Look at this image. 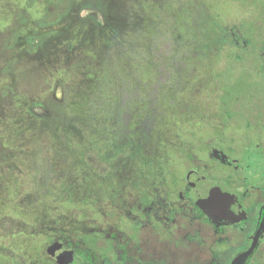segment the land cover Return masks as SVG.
Instances as JSON below:
<instances>
[{"label": "flooded vegetation", "instance_id": "af4514ba", "mask_svg": "<svg viewBox=\"0 0 264 264\" xmlns=\"http://www.w3.org/2000/svg\"><path fill=\"white\" fill-rule=\"evenodd\" d=\"M85 6L100 11L94 5ZM82 7L78 11L80 17H83L80 15ZM102 15L105 23V15ZM222 30L226 33L220 35ZM234 30L237 31V27L213 29V37L206 40L202 34V49L198 53L203 52L206 57L211 54L212 58L218 57L217 60L225 56L223 61L242 53L248 57L249 42L237 38ZM261 39L264 40V31ZM225 46L227 50L223 55ZM261 61L264 64L263 49ZM167 76L171 82L173 75ZM221 88L207 86L202 90L196 111L191 109L183 115L187 118L183 124L189 127V132L190 122L197 119L198 123L202 120L208 124L212 132L222 133L212 136L205 127L204 136L181 144L180 148L185 149L182 167L171 165L168 155H152V142H160L162 138L153 126L154 117L157 120L160 117L157 96L150 97L148 102L149 108H153L151 124L146 127L123 124L119 132L111 136L101 137L95 130H112L126 104L119 107L114 117L100 119L103 122L96 127L90 124L92 113L88 106L84 113L85 131L92 132L87 137L81 136L86 143L80 155H75L78 158H70L67 169L57 171L55 177L66 180L60 182L63 192L60 193L58 187L52 199L53 208L46 207L54 213L43 218L45 198H38L41 188L35 198L40 204L36 211L42 210L37 235L32 236L40 238L38 252L33 255L23 248L26 255L35 259L31 264H264V113L260 117L263 124L257 126V132L254 129L253 137L246 133L235 135L232 128L227 133L224 127L231 121L228 118L232 112H225L224 103L219 106L224 99ZM103 91H108V87H103ZM203 91L213 97L206 100ZM262 93L264 99V91ZM194 102L193 98L191 103ZM255 103L260 104L258 99L252 102ZM134 104L138 108V100ZM3 105L0 101V111ZM154 108L158 109L157 113ZM26 114L24 121L38 123V118H32L29 110ZM244 116L248 128L249 120L253 119L246 113ZM189 136L195 137L193 130ZM102 140H105L104 146L112 144L106 149L128 154L116 158L115 168L104 171L93 170L85 161L82 165L81 158L93 152L90 150L92 142L99 145L97 153H103ZM67 171L72 177H67ZM44 195L49 196V193L44 192ZM13 204L19 211L28 212L14 201ZM5 221V217L0 218V232L4 231L1 228Z\"/></svg>", "mask_w": 264, "mask_h": 264}, {"label": "rangeland", "instance_id": "374dc122", "mask_svg": "<svg viewBox=\"0 0 264 264\" xmlns=\"http://www.w3.org/2000/svg\"><path fill=\"white\" fill-rule=\"evenodd\" d=\"M93 1L95 0H85L86 4H83L80 15L91 16L102 25L104 23L102 13L85 6ZM28 6H32L33 11L41 7L39 2L35 4V0H0V12L14 10V18L19 12L27 15L25 9ZM131 10L136 17L138 36H134L133 41L131 37L125 40L127 42L124 43L123 53L127 54L129 51L131 55L137 56L127 57V62L123 64L122 61L118 66V59L109 60L110 67L115 66V70L119 69L118 74L113 71L114 76L110 73L112 68L102 67L101 65L104 64L99 60H93L94 64L92 61L89 62L91 67L99 65L92 69V72L98 78L107 80V84L114 85L116 79L115 89L112 90L116 91L117 98L126 104L120 111L121 117L115 122L116 126H113L112 130L101 131L99 128L95 133H99L101 137L111 136L119 132L123 124L130 127L148 126L151 124L149 118L153 109L149 108L148 102L150 97L157 96L160 111L158 112L157 108H154V111L158 112L160 117L158 120L154 117L153 126L157 133L160 132L162 138L157 143L155 140L151 141L152 155H168L171 165L182 167L185 165L184 158H181L185 149L180 148L181 144L190 143L192 140L195 142L205 135L206 129L212 133V136L222 133L218 130L212 132L208 124L202 120L198 123L197 119L190 122L192 127L189 132V127L183 124L187 119L183 115L188 114L191 109L196 111L202 98L200 97L202 90L207 86H212L214 89L222 86L224 99L219 106L224 103L227 107L225 112L228 110L232 112L231 118H228L231 121L227 122L224 130L228 133L232 128L236 132L235 135L246 133L248 136L252 134L253 137L256 134L254 129L257 132V126L263 124L262 120H264V118L260 119L264 113L261 109L264 107L262 93L264 64L260 62L262 49L264 52V40L261 39L264 31V21H262L264 0H132ZM48 11L52 15L51 20L55 19L54 7H49ZM12 19V14L9 19L7 14L0 15V28L2 27L4 31L9 26L15 25L16 20ZM223 26L237 27V31L234 30L237 38L249 42L248 57L242 53L241 56L232 57L230 60L225 58L223 61L225 56L217 60L218 57L212 58L211 54L206 57L203 52L198 53L202 49L200 48L202 34L211 32V28L213 32V29ZM224 33L225 30H222L220 35ZM9 38L11 31L0 38V43L3 44L4 41L10 40ZM226 50L227 46L223 48V55L226 54ZM0 52L4 53V47ZM83 68L78 67L73 71L76 77L74 89L64 93L60 83H56L52 91L48 88L44 89L40 93L45 99L43 106L33 105L29 109L18 100V96L3 100L5 103L0 111V218L5 217L7 221L3 222L4 226L1 230L4 231L0 232V249H5L3 252L0 250V264L35 262L32 256L23 252L25 250L26 253L33 255L38 252L37 243L40 238L32 236L37 235L38 224L42 221V210L36 211V206L40 204L35 198L38 197L41 188L43 195L40 194L38 198L39 200L45 198L44 208L42 207L43 218L54 213L48 208H53L52 199L61 185L60 182L66 180H58L55 177L57 171L66 170L71 159L74 160L80 155L83 146L77 141L79 136L87 137L90 135L89 132H92L77 128L75 124L70 126L74 123L73 119L77 124L83 125L86 122L81 111L83 108L88 110L89 101L86 104L83 100L78 103L79 94L90 87L89 84L94 78H86L85 72L82 71L85 67ZM170 73L173 75L171 82L167 76ZM4 81L6 82L5 78L0 79V82ZM71 83L73 84L72 77ZM87 93L88 100L92 93ZM203 95L206 100L213 97V94L204 91ZM193 98L195 102L191 103ZM257 99L260 104L253 105L252 102ZM136 100L139 102L138 108L134 104ZM203 107H205L204 103ZM100 108L97 111L99 119L112 117L117 111H109L105 105ZM28 110L32 118L53 115L54 121L44 124L43 127L40 121L36 125L29 126L30 121L21 120L26 117ZM234 113L235 117H233ZM244 113L253 119V121L248 119L251 123L248 128ZM101 122L103 121H97L96 124ZM192 130L194 138L189 136ZM101 143L102 155L97 153L99 145L96 146V143L92 142L90 150L93 152H88L81 158L82 165L85 161V165L92 167L93 170L99 168L104 171L114 167L116 158L128 154L127 151L117 153L111 151L113 148L106 149L112 147V144L104 146L105 140ZM158 144L159 146H156ZM66 175L72 177L68 171ZM55 181L59 183L56 185ZM43 182H46V185L41 186ZM59 191L63 192L60 187ZM44 192L49 193V196H45ZM12 200L22 209L27 208L28 212L16 209ZM20 213L23 215H18ZM10 229L12 231H8Z\"/></svg>", "mask_w": 264, "mask_h": 264}, {"label": "trees", "instance_id": "16d2710c", "mask_svg": "<svg viewBox=\"0 0 264 264\" xmlns=\"http://www.w3.org/2000/svg\"><path fill=\"white\" fill-rule=\"evenodd\" d=\"M131 1L95 0L89 2L105 15L106 22L103 25L93 17L79 16L78 11L83 4H86L85 0H58L56 2L35 0V4L40 3V9L33 11L32 6H28L25 9L27 15L19 12L15 18L14 10L0 12L1 16L7 14L8 19L12 14V20H16L15 23L18 24V26L16 24L9 26L4 31L2 27L0 28V38L11 31V38H9L11 41L6 40L7 42L0 43V51L4 47V53L0 52V79L6 77V82H0V101L5 103L3 100L6 98L18 96V100L23 102L27 108L33 104H44L45 99L40 94L44 89L48 88L52 91L55 83L63 85L64 93L74 89L76 77L73 71L78 67H85L82 71L85 72L86 78H94V81L89 84L90 87L87 90L84 89L79 94L78 103L83 100L86 104L89 101L92 113L90 124L96 127V122L101 121L97 117L100 107L105 105L109 111L114 112L123 106V103L117 98L116 91L112 90L115 89L116 79H114V85L107 84V80L98 78L92 72V69L99 65L91 67L89 62L92 61L94 64L93 60H99L104 64L101 65L102 67L112 68L110 73L114 76L113 71L118 74L119 69L115 70V66L110 67L109 60L117 61L118 59V66L120 62L122 64V61L123 64L126 63L127 57L137 56L131 55L129 51L127 54L123 53L124 43L127 42L125 40L131 37L133 41L134 36H138ZM49 7H54L57 18L51 20ZM211 33L212 28L211 32L203 35L204 40L212 38ZM136 64L135 62V67ZM103 87H108V91H103ZM85 91L92 93L88 100L89 94ZM81 112L85 118V109L83 108ZM24 119L25 117L21 120ZM38 120L43 127L44 124L54 121V116H41ZM73 120L74 123L70 126L75 124L77 128L86 130V122L82 125V123L77 124L75 119ZM28 125L33 126L36 123ZM77 141L84 147L86 142L82 137H79Z\"/></svg>", "mask_w": 264, "mask_h": 264}, {"label": "water", "instance_id": "95a60500", "mask_svg": "<svg viewBox=\"0 0 264 264\" xmlns=\"http://www.w3.org/2000/svg\"><path fill=\"white\" fill-rule=\"evenodd\" d=\"M54 254V253H53Z\"/></svg>", "mask_w": 264, "mask_h": 264}]
</instances>
